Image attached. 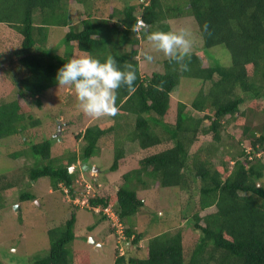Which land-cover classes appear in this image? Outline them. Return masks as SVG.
Listing matches in <instances>:
<instances>
[{"label": "trees", "instance_id": "obj_1", "mask_svg": "<svg viewBox=\"0 0 264 264\" xmlns=\"http://www.w3.org/2000/svg\"><path fill=\"white\" fill-rule=\"evenodd\" d=\"M72 2L85 7L87 16L80 23L73 24L69 18ZM135 2L100 17L94 15L93 0H0V24L22 38L16 58L0 51V65L19 91L14 98L0 100V140L41 124L30 106L36 103L40 108L42 100L31 101L30 96L75 81L93 90L96 81L112 79L114 89L108 94L112 118L104 124H89L74 136L84 143L81 158L100 155V140L109 135L115 136L112 170L118 168L126 143H137L146 154L137 167L123 174L124 181L114 194L89 197L91 210L99 207L101 215L89 231L102 220L113 219L106 211L113 205L125 226L123 240L139 244L145 236L134 229V216L145 206L139 188L158 184L199 190L197 209L190 216L193 229L199 232L193 244L181 230H167L169 226L155 216L149 227L156 232L149 238L145 254L116 248L114 264H264V0ZM183 16L196 20L204 45L175 51L165 59V70L144 75L137 46L167 32L170 20ZM53 26L67 28L64 54L48 46ZM217 46L223 47L222 54L211 52ZM75 47L90 56L87 65L74 60ZM184 77L201 79L207 88L199 91L191 106L179 101L175 121L169 122L165 118ZM233 122L241 128L239 139L228 129ZM223 132L230 143H223ZM207 136L211 139L203 141ZM56 139L30 144L44 161L27 172L30 181L48 177L54 191L68 188L66 193H74L78 173L71 172V164L77 154L67 151L53 156ZM199 142L200 147L193 150ZM222 146L226 152L221 151ZM7 173H0V209L7 204L3 201L6 191L27 181L24 176L16 181ZM36 197L33 192L20 191L14 201ZM77 221L74 211L49 229L48 251L31 257V263L77 264L75 255L79 260L86 258L85 263L88 258L83 251L70 248L77 238Z\"/></svg>", "mask_w": 264, "mask_h": 264}, {"label": "rangeland", "instance_id": "obj_2", "mask_svg": "<svg viewBox=\"0 0 264 264\" xmlns=\"http://www.w3.org/2000/svg\"><path fill=\"white\" fill-rule=\"evenodd\" d=\"M93 1L94 15L100 17L109 16L113 10L122 9L126 3H136L135 0ZM68 10L73 24L80 23L81 19L87 16L85 7L78 2L70 3ZM170 24L167 32L142 40L137 46L141 71L144 75L165 70V59L175 51L195 50L204 45L198 24L192 16L174 18L170 20ZM10 28L0 24V51L6 57L16 58V50L19 49L22 38ZM66 30L67 28L63 26H53L49 32L48 46L60 54L66 51V45L63 42ZM222 48V46L214 47L211 52L222 54ZM73 58L81 65H87L90 62V56L76 47ZM4 67L0 65V100L19 95L18 85ZM114 85L112 79L96 81L91 90L81 82H66L49 88L42 95L30 96L31 101L37 98L42 100L40 108L36 103H31L32 106H30L31 113L41 118V124L29 126L20 133L0 140V173L8 172L9 177L11 179L14 177L16 181L21 176L27 179L25 183L16 184L5 193L3 201L7 204L0 209V264H32L31 257L34 259L46 253L50 247L49 229L63 223L74 211L78 218L77 238L71 243L70 248L73 252L82 250L88 258L84 263L86 258L79 260V257L75 255L73 259L77 264H114L116 248H119L120 252L129 249L142 256L145 254L144 249L146 250L149 238L156 232L149 227L150 221H153L155 216H159L165 225L169 226L167 230L171 232L181 230L190 244L199 237V232L193 229L190 219L194 209H197L198 188L184 191L179 187L164 188L158 184L138 189L140 197L145 201V206L138 215L134 216V229L145 233L139 244L123 240L125 226L119 222L117 216H114L113 205L106 211L114 220L111 218L102 220L89 231L88 227L101 218L99 207L91 210L89 197L103 193L114 194L124 181L123 174L137 167L140 158L146 154V151L140 150L137 143H126L124 144L125 153L119 160L118 168L112 170L110 166L114 159V150L111 145L115 143V136L109 135L100 140L103 147L100 155L90 159L81 158L84 143L75 141L74 136L89 124L103 123L112 118L111 113L114 109L108 94L113 91ZM206 85L201 79L181 78L179 91L173 96L170 111L165 119L174 122L179 101H185L191 106L192 99L202 88H207ZM93 102L98 106H94ZM245 107L246 104L242 106V108ZM194 113L198 114L196 111ZM69 119L75 120L71 122V120L68 121ZM234 126L233 122L228 129L235 131L236 138L239 139L241 128ZM223 136V143L224 141L230 143L226 133L223 132ZM53 137H57L53 143V156H62L67 151L77 154V160L71 164L73 172L78 173L74 183V193H66L65 191H69L68 188H65V191H54L48 177L30 181L28 169L44 161L32 151L30 144ZM210 139L211 136H207L203 141ZM201 144L202 142L196 143L193 150ZM221 149L226 152L225 146ZM14 153L19 154L14 155ZM20 191L33 192L37 197L34 200L14 201ZM113 201H115L114 197ZM91 237L95 239V242L90 241ZM43 251L46 252L43 253ZM72 264L76 263L72 262Z\"/></svg>", "mask_w": 264, "mask_h": 264}, {"label": "water", "instance_id": "obj_3", "mask_svg": "<svg viewBox=\"0 0 264 264\" xmlns=\"http://www.w3.org/2000/svg\"><path fill=\"white\" fill-rule=\"evenodd\" d=\"M140 22H141V23H144L143 20H141ZM92 96L95 97L94 93H92ZM59 129H61V128H59ZM71 171H72V169H71ZM259 185H260V183H259ZM90 241L95 242V239H93V237H91V238H90Z\"/></svg>", "mask_w": 264, "mask_h": 264}, {"label": "clouds", "instance_id": "obj_4", "mask_svg": "<svg viewBox=\"0 0 264 264\" xmlns=\"http://www.w3.org/2000/svg\"><path fill=\"white\" fill-rule=\"evenodd\" d=\"M71 172H73V170L71 171ZM90 187V186H89ZM109 209V208H108ZM115 214V213H114ZM122 224V223H121ZM118 226V225H117ZM124 232V231H123Z\"/></svg>", "mask_w": 264, "mask_h": 264}, {"label": "built area", "instance_id": "obj_5", "mask_svg": "<svg viewBox=\"0 0 264 264\" xmlns=\"http://www.w3.org/2000/svg\"><path fill=\"white\" fill-rule=\"evenodd\" d=\"M108 210V209H107ZM114 216H116L115 214H114ZM121 226V225H120Z\"/></svg>", "mask_w": 264, "mask_h": 264}]
</instances>
